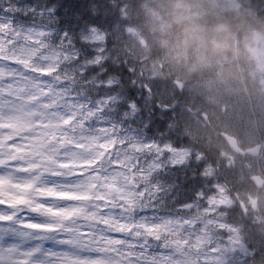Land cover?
<instances>
[{
    "label": "clouds",
    "instance_id": "clouds-1",
    "mask_svg": "<svg viewBox=\"0 0 264 264\" xmlns=\"http://www.w3.org/2000/svg\"><path fill=\"white\" fill-rule=\"evenodd\" d=\"M0 17V264H264V0Z\"/></svg>",
    "mask_w": 264,
    "mask_h": 264
},
{
    "label": "snow or ice",
    "instance_id": "snow-or-ice-1",
    "mask_svg": "<svg viewBox=\"0 0 264 264\" xmlns=\"http://www.w3.org/2000/svg\"><path fill=\"white\" fill-rule=\"evenodd\" d=\"M0 19H4L0 17ZM30 227H45L38 224H30ZM8 238V231L0 227V244ZM60 244L68 249L67 252L55 253L52 250H42L43 259L40 264H57L61 259L66 260L68 264H109L107 260L108 252L102 247L88 248L80 244L77 240L70 238L67 241H61ZM52 259H49V258Z\"/></svg>",
    "mask_w": 264,
    "mask_h": 264
}]
</instances>
